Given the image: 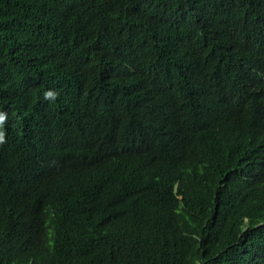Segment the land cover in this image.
I'll list each match as a JSON object with an SVG mask.
<instances>
[{
    "label": "trees",
    "instance_id": "16d2710c",
    "mask_svg": "<svg viewBox=\"0 0 264 264\" xmlns=\"http://www.w3.org/2000/svg\"><path fill=\"white\" fill-rule=\"evenodd\" d=\"M117 41L137 56L83 60ZM36 77L58 96L25 108ZM0 113V264H264V0H0ZM58 148L82 162L36 195Z\"/></svg>",
    "mask_w": 264,
    "mask_h": 264
},
{
    "label": "clouds",
    "instance_id": "9594fccd",
    "mask_svg": "<svg viewBox=\"0 0 264 264\" xmlns=\"http://www.w3.org/2000/svg\"><path fill=\"white\" fill-rule=\"evenodd\" d=\"M139 52V47L134 42L117 41L111 44H102L96 53V56H86L83 59L87 64L103 68V65L97 59H104L113 63L125 62L130 59H134ZM73 59L64 58L61 63L70 68ZM51 82L47 79L36 77L31 80L29 85H24L21 89L18 98V102L25 108L35 105L41 107L47 104L48 100H55L58 96L57 90H50ZM89 96L100 107H111L118 102V98L109 88L99 87L97 89L90 88L83 93ZM8 113V112H7ZM7 119L6 114L0 113V194L3 192L11 182L15 181L19 185L23 179L18 174L15 165L2 153L5 149L6 139L4 132V124ZM42 122H34L28 127L22 129L27 140L31 143H35L40 134ZM105 150L112 151L119 154L124 152L116 147H108ZM35 160H38L36 158ZM81 157L76 153L64 150L55 149L50 156L45 160L44 166L40 168L39 173L36 171H28V176H37L36 178V195L43 193L46 195L48 192L54 191L59 187L58 181H62L64 178L72 177L71 172L76 171V166L81 163ZM60 166L67 169V173L60 169ZM20 179V181L18 180ZM17 186L13 190V199L17 203L26 202V192L23 186ZM26 255L29 253V247L25 249Z\"/></svg>",
    "mask_w": 264,
    "mask_h": 264
}]
</instances>
